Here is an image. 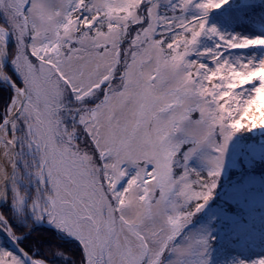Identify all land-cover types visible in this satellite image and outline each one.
Listing matches in <instances>:
<instances>
[{
    "label": "snow or ice",
    "instance_id": "1",
    "mask_svg": "<svg viewBox=\"0 0 264 264\" xmlns=\"http://www.w3.org/2000/svg\"><path fill=\"white\" fill-rule=\"evenodd\" d=\"M234 4L0 0V201L19 222L70 238L75 264H208L185 229L233 137L264 130V35L208 24ZM0 232V264H49L3 212Z\"/></svg>",
    "mask_w": 264,
    "mask_h": 264
},
{
    "label": "trees",
    "instance_id": "2",
    "mask_svg": "<svg viewBox=\"0 0 264 264\" xmlns=\"http://www.w3.org/2000/svg\"><path fill=\"white\" fill-rule=\"evenodd\" d=\"M252 2L253 0H235L232 11L226 13H221L220 9L211 10L208 15V24L229 33L236 25L245 22L252 23L256 14L260 11L252 6ZM209 46H211L210 43ZM252 51L234 50L232 54L248 56L252 54ZM237 136L243 144L242 147L248 150L247 157L250 160L248 169H241L243 171V183H246L242 195L256 194L260 190L262 191L264 185V142H259L257 138L250 137V134L246 131L238 133ZM189 166L196 171H203L202 166ZM212 204L215 206V203ZM222 206L218 205L217 208H222ZM1 212L8 217L15 231L24 234L20 245L26 251L36 256H44L48 259L49 264H75L79 254L75 242L70 238L64 237L54 228H49L44 223L29 224L26 228L13 214L10 203H6L1 208ZM226 227L227 231L223 236L226 245L233 247L239 256L247 259L253 248L261 249L264 245V201L252 205L246 213L240 215ZM213 238L214 235L211 234L210 239ZM4 245L5 242L0 237V246ZM54 248L67 253L69 259L66 261L61 256L51 255ZM209 264L237 263L226 254H221L218 257L211 256Z\"/></svg>",
    "mask_w": 264,
    "mask_h": 264
},
{
    "label": "rangeland",
    "instance_id": "3",
    "mask_svg": "<svg viewBox=\"0 0 264 264\" xmlns=\"http://www.w3.org/2000/svg\"><path fill=\"white\" fill-rule=\"evenodd\" d=\"M252 3L255 8L260 10L256 14L254 21L236 25L229 33L249 38L264 35V0H253ZM0 22H2V19H0ZM248 134L252 138H257V141L264 142V130L254 129ZM242 146L243 144L238 136H234L226 151L225 166L212 199L207 202L200 212L196 213L191 224L185 229L186 234H202L208 237L209 247L206 257L208 264L211 256L218 257L221 254H226L237 264H255L256 261L264 259V245L261 249L253 248L249 257L245 259L239 256L233 247L226 245L223 237L227 231L226 226L240 215L246 213L252 205L264 201V185L262 186V191L260 190L256 194L242 195V190L245 188L246 183H243V171L241 169L246 170L250 165L249 157H247L249 152ZM190 165L202 166L197 158H194ZM212 203H215V206ZM5 205L6 203L4 202L1 208ZM218 205L223 206L222 208H217ZM211 234L214 235L212 240L210 239Z\"/></svg>",
    "mask_w": 264,
    "mask_h": 264
},
{
    "label": "water",
    "instance_id": "4",
    "mask_svg": "<svg viewBox=\"0 0 264 264\" xmlns=\"http://www.w3.org/2000/svg\"><path fill=\"white\" fill-rule=\"evenodd\" d=\"M0 236L3 237L4 240H5V236H4V234L2 232H0Z\"/></svg>",
    "mask_w": 264,
    "mask_h": 264
},
{
    "label": "bare ground",
    "instance_id": "5",
    "mask_svg": "<svg viewBox=\"0 0 264 264\" xmlns=\"http://www.w3.org/2000/svg\"><path fill=\"white\" fill-rule=\"evenodd\" d=\"M3 203H4L3 201H0V208H1V206L3 205ZM0 237H1V236H0ZM1 238H2V237H1Z\"/></svg>",
    "mask_w": 264,
    "mask_h": 264
}]
</instances>
